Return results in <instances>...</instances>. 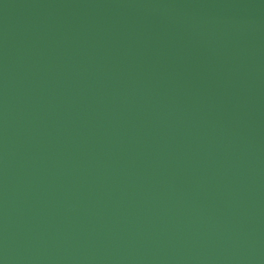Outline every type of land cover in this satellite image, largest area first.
<instances>
[{"label": "water", "instance_id": "obj_1", "mask_svg": "<svg viewBox=\"0 0 264 264\" xmlns=\"http://www.w3.org/2000/svg\"><path fill=\"white\" fill-rule=\"evenodd\" d=\"M0 264H264V0H0Z\"/></svg>", "mask_w": 264, "mask_h": 264}]
</instances>
